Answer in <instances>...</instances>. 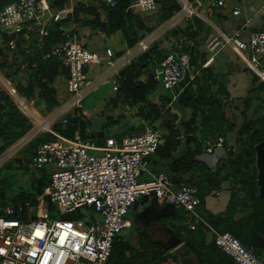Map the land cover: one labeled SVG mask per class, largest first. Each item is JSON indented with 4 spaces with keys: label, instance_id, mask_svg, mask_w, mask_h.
<instances>
[{
    "label": "built area",
    "instance_id": "1",
    "mask_svg": "<svg viewBox=\"0 0 264 264\" xmlns=\"http://www.w3.org/2000/svg\"><path fill=\"white\" fill-rule=\"evenodd\" d=\"M158 5V0H134L132 7L150 14ZM209 5L219 8L225 1L211 0ZM241 12V6L236 5L233 13ZM72 13L68 8L54 10L48 0H12L0 11V26L10 37L6 44L10 49H16L21 42L33 55L58 57L69 68L67 93L71 99L62 107L61 118L54 117L62 119L64 125L68 123L66 115L79 105L90 68L103 61L101 52L86 47L68 25L60 23ZM52 23L59 35L45 49L44 38L49 36ZM224 38L247 54L251 70L264 82V31L252 33L248 40L238 33ZM222 43L219 36L210 35L212 49ZM139 48H149L145 39L139 41ZM113 55L111 48L106 49L107 57ZM193 69L188 53L167 51L152 70L158 84L152 100L160 103L168 93H173L172 100L178 99L186 83L194 78ZM113 83L117 90L118 80L113 79ZM11 90L17 106L28 117L19 103L27 98L19 95L16 88ZM50 132L56 138L40 144L32 158L35 169L53 166L50 185L38 203L37 217L21 218L23 203L0 206V264H107L115 241L132 226L128 214L147 196L196 214L201 202L196 186L188 182L174 185L165 172L150 170V158L164 141L155 125L145 123L120 138H107L103 145ZM206 143L208 153L216 148L238 150L226 144L219 133L209 136ZM45 196L59 208V214L78 209H83V214L73 220L52 218L50 212L54 209L45 204ZM213 232L214 243L231 257L233 264H264V256L254 246L244 244L229 231Z\"/></svg>",
    "mask_w": 264,
    "mask_h": 264
},
{
    "label": "crops",
    "instance_id": "2",
    "mask_svg": "<svg viewBox=\"0 0 264 264\" xmlns=\"http://www.w3.org/2000/svg\"><path fill=\"white\" fill-rule=\"evenodd\" d=\"M178 1L182 4L181 0ZM185 1L187 3L184 8L185 11L192 12L190 14H182V9L177 11L170 18L171 29L177 26L186 29L187 21L195 15L210 25L211 29L201 30L196 36L194 35L188 39L186 44L189 47V52L180 51L182 45L176 50L188 53L190 58L193 56L196 61L194 64L191 62L195 76L186 83L183 90L184 92L191 86L190 93L184 97L181 94V100H179L180 95L178 99L171 101V112L175 116L173 117V128L178 129L181 123L194 119L199 132L188 133L183 131L181 134L180 131L178 132L181 143L175 153V157L185 151L186 148L190 147L192 151L196 149L193 143L188 142V137L194 135L202 139L199 124L203 120V111H208L209 106H204V104L194 105L195 99L199 98V94L204 97H211L219 103V111L222 113L220 117L221 127L216 128L214 134L223 135L228 145L235 147H237L236 141L246 136V134L242 133V125L245 124L246 119L254 120L256 118V116L255 118L249 116L248 110H250L253 101L256 99L253 93L256 89L254 77H257V75L250 68L247 54L241 51L232 41H226L224 37L225 35L231 36L238 33L242 39L248 40L252 33L264 31V0H224L225 5L219 8H211L209 5L211 0ZM78 3L102 5L103 3H113V0L111 2L108 0H70L66 8L74 12ZM236 5H240L242 8V12L238 15L233 13ZM160 9L161 5L159 4L158 11L153 12V16L150 15L154 19H149L148 26L151 27L152 24L155 26L158 21V23H163L158 20ZM133 11L137 13V10L133 9ZM139 14L143 21H145L144 17L149 16V14ZM192 23L195 31L198 25L196 21ZM67 25L71 33L84 43L86 47L99 51L103 55L102 63L90 68L89 81L86 84L90 85L83 88L82 95L92 85L95 86L106 79L117 78L121 70L142 53L138 51L140 48L138 47V49L136 46L129 49L126 48L121 31L107 36L89 26L74 23L73 19H70ZM214 30L220 32L218 36L223 43L212 49L209 46V37ZM148 35L150 34L148 33L146 36ZM146 36L142 39H145ZM147 38L145 40L148 43ZM108 48L114 51V55L111 58L106 56V49ZM93 76L97 77L96 83H90V78ZM55 84L61 101L60 105L62 103L68 104L70 99H68L69 95L67 93V77L64 75L58 76ZM242 104H244L243 108H241ZM60 105L57 106L58 108H56L53 115H58L61 118L62 106ZM122 105L126 104L124 102L114 104V111L116 112L117 108L120 111L119 114L117 113L116 119L115 112H108V114L105 112L104 116L99 117L101 124H96L95 126L93 125V115L86 112L90 115L89 120L91 121V130L88 131V136L103 133V128H105L103 124L109 119L119 121L114 126L109 127L114 131L124 133L137 129L143 122L142 118L137 114L138 106H131L128 109L124 107L122 109ZM259 105L257 104V107ZM133 108H136L135 118L126 113V110ZM23 110L25 109L23 108ZM82 110L84 111V109ZM120 116L121 118L119 119ZM37 117L41 116L36 115L31 119ZM35 129L41 130L38 124ZM77 136L82 138L79 130L76 131L75 137ZM106 137L109 138L112 135H107ZM97 139L99 138L88 137L85 140L93 142L97 141ZM106 139L98 145H103ZM229 153L230 151L226 148H216L212 153H208L206 147L200 150L197 157L205 166L210 168L212 177L210 183L206 182L197 186L201 202L196 208V214L186 210V214L178 215V208H175V211L170 208L167 213L151 208L145 211L146 208L151 206L155 197L147 196L142 198L130 212L133 214L130 218L132 226L125 228L116 240L107 264H153L159 256L172 252H176L178 257L180 255L181 258H178L179 264H229L228 259L230 257L226 254L224 255V252L214 243L213 229L216 231L220 230L211 220L219 221L221 219L225 225L230 224L232 228L235 227V223L242 224L247 229L256 225V220L249 218L250 212L255 211L252 205L253 201L250 196L246 195L238 178L233 175V167L229 163V160L233 159V155L235 156L236 154ZM155 159L157 158L153 155L152 160ZM150 170L154 173L160 172L157 171V168H153L151 164ZM189 175L185 174L184 178H188ZM234 195H236V200L234 199L233 203ZM160 205H163V203H160ZM220 227L222 226L220 225ZM167 228H171L175 236ZM247 229L245 232H247ZM188 240L192 246H186V241ZM177 243L179 244L177 245ZM216 251H219L221 255L216 253Z\"/></svg>",
    "mask_w": 264,
    "mask_h": 264
},
{
    "label": "trees",
    "instance_id": "3",
    "mask_svg": "<svg viewBox=\"0 0 264 264\" xmlns=\"http://www.w3.org/2000/svg\"><path fill=\"white\" fill-rule=\"evenodd\" d=\"M11 1L12 0H0V11ZM48 1L54 10H60L66 8L70 0ZM158 2L161 5L158 20L161 22L169 20L182 8L178 0H158ZM132 4L133 0H113V3H103L102 5L78 3L75 6L73 14L69 15L68 18L60 23L67 25L69 20L73 19L74 23L89 26L107 36L121 31L123 33L126 48L129 49L134 47L139 40L154 29L152 26L150 27L147 25L149 19H154V17L149 15L148 17H144L146 22L141 20V15L139 14L141 12L132 7ZM133 9L137 10V13L134 12ZM186 13L184 9L182 14ZM193 21H196L198 25L195 31L192 23ZM187 23L186 29L177 26L169 30L164 36V41L170 42L174 49L177 48L176 50H178V47L182 45V49H180L182 52H189V47L186 44L188 39L192 38L194 35L196 36L201 30H205L206 28H208V30L211 29V26L197 15L189 19ZM49 29V36L44 38L45 49H47V46L59 35L56 24H50ZM9 40L10 37L2 31L0 26V41L2 44V46L0 45V69L5 72L21 96L34 101L36 107H38L42 113H49L61 104L55 84L56 78L60 75L68 77L69 68H67L58 57L41 58L38 57V55H33L31 52L26 51L21 42H18L16 49H10V47L6 45ZM164 56L165 49L162 48L161 42H154L146 51L142 52L129 65L123 68L116 78L118 80L117 91L119 102H124L127 108L138 106L137 114L143 120L138 128H141L145 123L155 125L163 117L164 112L171 114L172 118L175 117L171 112L170 104L173 93L163 95L160 103H156L152 100V96L158 88V84L153 78L152 70L162 61ZM191 58V62L194 64L196 59H194L193 56ZM150 66H152L151 69H149ZM254 78L255 83L259 82V89H264V82H261L259 77ZM190 90L191 86L182 92L181 94L183 97L190 93ZM256 90L258 89L256 88ZM182 95L179 100L182 99ZM199 104H204V106L208 105L209 109L208 111H203V120L201 124H199V127H201L202 139L194 135L187 138L188 142L193 143L196 149L192 151L190 147L186 148L185 151L175 157V153L181 143L179 139L181 132L187 131L188 133H197L199 129L196 127L194 119L181 123L178 129H174L173 118L171 123L165 122L164 128L167 131L163 133L164 141L158 147L156 153L153 154L157 159L152 160V157L150 158L151 166L155 169L157 168V171L165 172L169 175L174 185H179L181 182H188L197 187L202 183H210L212 177L210 168L205 166L197 156L201 149L207 147V138L214 135L216 128L221 127L220 117L222 113L219 111L218 101L213 100L211 97H204L199 94V98L195 99L194 105L198 106ZM263 110L264 104H260L255 112L256 118L254 120L246 119L245 124H243L241 128L242 133L246 134V136L236 141L238 150L236 152L230 151V153L236 155L234 156L232 154L233 159L229 160L230 165L233 167V175L238 178L246 195L250 196L253 201L252 205L255 211L250 212L249 218L255 219L256 225L250 226L247 229L246 226L235 223V227L232 228L230 224L225 225L221 219V221L211 220V222L219 228V232H231L244 244L254 246L257 252L262 256H264V199L259 196L255 145L264 139ZM82 115L85 114L80 107L73 108L66 115L68 119L67 125H64L62 119L58 120V122L53 125V130L72 139L75 138L76 131L79 130L82 137L81 139L85 140L88 137H98L99 139H97V141H93L97 144H100L104 139L108 138L104 132L88 136V123L82 119ZM120 118L121 116L119 119ZM33 120L36 121L41 130L33 129L29 136H33L37 132L39 133L51 129L52 118L37 117ZM118 122V120L109 119L103 126L112 127ZM31 127V120L19 109L11 95L6 90L0 88V155L8 147L23 137ZM155 127L157 128V126ZM179 131L180 134L178 135ZM55 138L56 136L51 132L37 137L21 150L14 159L9 161L6 166L13 165L15 162H19L22 165L23 156L27 155L33 158L40 144L54 140ZM25 140L27 139L25 138ZM23 142H20V145ZM226 144H228L227 141ZM24 152L26 153L24 154ZM32 168H34L33 163L30 162L28 170H32ZM35 170L37 172H34L30 188L17 193L11 198L7 196L6 190L0 187V206L7 205L8 203H23L25 207L19 212L20 217L27 219H35L37 217V207L40 197L45 194L46 188L50 185V171L47 170V166L44 169ZM185 174L190 175L188 178H184ZM234 199L236 200V195L233 197V203ZM45 204L50 209H54V205L47 196H45ZM83 211V209H78L73 212L59 214V218L73 220L79 218L83 214ZM220 225L222 227H220ZM246 229L247 232H245ZM186 246H192L189 240L186 241ZM216 253L221 255L219 251H216ZM225 254L224 252V255ZM178 258L181 257L180 255L178 257L176 252L167 253L166 255L159 256L153 264H179L180 261ZM228 260L229 264H233L231 257Z\"/></svg>",
    "mask_w": 264,
    "mask_h": 264
},
{
    "label": "rangeland",
    "instance_id": "4",
    "mask_svg": "<svg viewBox=\"0 0 264 264\" xmlns=\"http://www.w3.org/2000/svg\"><path fill=\"white\" fill-rule=\"evenodd\" d=\"M181 3H182L181 9L183 11L185 4H184V2H182V0H181ZM149 15L153 16L154 13L149 14ZM153 25L154 24H152V27L154 28L153 31L149 33L150 35L146 36V38L148 37L147 40H148L149 47L154 43V41H156V42H161L162 48L165 49V53L169 50H176L170 44V42L164 41V36L171 29V19L168 20L167 22H163V23L157 22L155 26H153ZM213 35L218 36V35H220V32H218L217 30L216 31L214 30ZM0 45L2 46L1 41H0ZM135 46H136V48H138L139 42ZM138 51L144 52L146 50L140 49ZM151 68H152V66H150L149 69H151ZM96 79H97L96 76L91 77L90 83H96L95 82ZM88 85H90V84H88ZM88 85H86L85 87H87ZM113 87H114L113 79H106L105 81L98 83L95 86L94 85L90 86V88L82 95L78 107H80L81 109H84V111H85V112L84 111L83 112L86 116L82 115L81 117H82V119H84L88 123V130H91V121L89 120L90 115L88 113L93 115V117H94L93 125L95 126L96 124H101L99 117L104 116L105 112H107V114H108V112H115L114 111V104L119 102V99H118V91L114 90ZM0 88L6 90L11 95V97H13L11 88H13L15 90V87H14L12 81L8 78V76L5 74V72L1 69H0ZM256 88L258 90L255 89V91L253 93V95L255 96L256 99L253 101V105L251 106L250 110H248V114L252 118H255L254 113L256 112L257 104L258 105L264 104V89L259 90V88H260L259 82L256 83ZM68 99H71V98L69 97ZM19 103L27 111L26 112L24 110L25 113L28 115V117L30 116L31 118H33V116L35 117L36 115L37 116L40 115L41 118L51 119L52 117H55V115H53V114L55 113L56 108H58V107H55L49 113L44 114L38 109V107H36V104L34 101L27 99V101L22 100V101H19ZM66 104L67 103H62V105H60V106L63 107ZM122 106H123L122 109H124V107L126 109H128L125 105H122ZM243 106H244V104L241 105V108H243ZM86 112H88V113H86ZM119 112L120 111H118V108H117V110L115 112L116 113L115 119H116L117 115L119 114ZM135 112H136V108H133L131 110H126V113L128 115H132L133 118H135L134 117ZM262 113H264V110L262 111ZM30 117H29V119L32 122V127L30 128V130L23 137H21L18 141H16L14 144H12L10 147H8L0 155V187L2 189L6 190L7 196L9 198L16 195L17 193H20L23 190L30 188V186L32 184V177L34 175V172H37V171L34 168H32V170H28V165L30 162H32V157L30 158L27 155L23 156V158H22L23 164L22 165L19 162H15V163H13V165H8V166H6V164H8L9 161L14 159L21 150H23L28 144H30L37 137L50 132V130H53V125L56 122H58V120H59V118H58L52 123L51 129L41 131L37 135L33 136L30 140L27 141V140H25V138L26 137L29 138V134H31L33 129H35L37 126L36 121L31 119ZM57 117H58V115H57ZM91 119H93V118H91ZM172 119L173 118L171 117V114L164 112L163 117L155 124V126H157V129L163 134V133H165V131H167L164 128L165 122L171 123ZM132 121H136V120H132ZM131 131H126L124 133H120V131H118V132L114 131L109 127L103 128V132L105 133V135H112V136H118V137L123 136L121 134L125 135V134L130 133ZM20 142H23V143L20 145ZM25 153L26 152H24V154ZM52 168H53V166L51 164L47 165L48 171H51ZM50 214H51L52 218H59V208L54 205V210H51ZM177 214L178 215L186 214V210L178 209ZM132 215L133 214L129 213L128 217L131 218Z\"/></svg>",
    "mask_w": 264,
    "mask_h": 264
},
{
    "label": "water",
    "instance_id": "5",
    "mask_svg": "<svg viewBox=\"0 0 264 264\" xmlns=\"http://www.w3.org/2000/svg\"><path fill=\"white\" fill-rule=\"evenodd\" d=\"M182 1L185 3L186 6L187 3L184 0ZM255 151H256V168H257V177H258L257 183L259 186V196L264 199V139L259 141L255 145ZM150 208L160 212L164 211L165 213H167L170 208H172L175 211L174 205L168 203H164L163 205H160V203L157 201L156 198H154V200L151 203V206L146 208L145 211H148ZM167 229L173 233V236H175L171 228H167Z\"/></svg>",
    "mask_w": 264,
    "mask_h": 264
},
{
    "label": "bare ground",
    "instance_id": "6",
    "mask_svg": "<svg viewBox=\"0 0 264 264\" xmlns=\"http://www.w3.org/2000/svg\"><path fill=\"white\" fill-rule=\"evenodd\" d=\"M191 12H192V11H191ZM191 12H187V13H191ZM54 121H55V118H52L51 122L53 123ZM52 123H51V124H52ZM37 134H38V133H37ZM37 134H35V135H37ZM35 135H33V136H35ZM30 136H31V137H30ZM30 136H29V138L26 137L27 141L30 140V139L33 137L32 135H30ZM27 141H26V142H27Z\"/></svg>",
    "mask_w": 264,
    "mask_h": 264
},
{
    "label": "clouds",
    "instance_id": "7",
    "mask_svg": "<svg viewBox=\"0 0 264 264\" xmlns=\"http://www.w3.org/2000/svg\"><path fill=\"white\" fill-rule=\"evenodd\" d=\"M9 11H11V10H9Z\"/></svg>",
    "mask_w": 264,
    "mask_h": 264
}]
</instances>
